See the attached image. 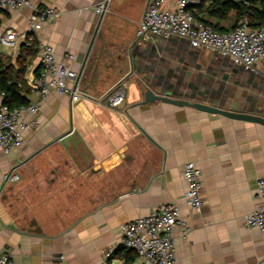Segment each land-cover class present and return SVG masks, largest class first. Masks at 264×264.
<instances>
[{"label": "crops", "instance_id": "obj_1", "mask_svg": "<svg viewBox=\"0 0 264 264\" xmlns=\"http://www.w3.org/2000/svg\"><path fill=\"white\" fill-rule=\"evenodd\" d=\"M101 1L34 2L58 14L38 39L57 61L73 56L66 65L78 80L70 88L81 97L48 95L23 145L0 153V250L14 264H141L122 247L120 226L173 204L189 228L184 240L180 228L174 229L176 264H264V234L244 225L258 205L256 180L264 178V127L190 107L142 104L149 84L155 92L178 86L198 100L259 112L264 69L245 71L184 40L138 38L151 0H106L98 25L94 8ZM212 1L197 0L189 9L194 21L219 32L234 28L239 20L233 12L225 19L205 13ZM29 14L26 8L0 10V35L24 31ZM22 46L0 45V62L11 75L18 71ZM23 66V96L35 104L37 53ZM120 82L123 104L116 110L100 105ZM2 101L0 93V106ZM189 162L201 172L198 212L184 198L182 169ZM9 174L19 180L5 183Z\"/></svg>", "mask_w": 264, "mask_h": 264}, {"label": "built area", "instance_id": "obj_2", "mask_svg": "<svg viewBox=\"0 0 264 264\" xmlns=\"http://www.w3.org/2000/svg\"><path fill=\"white\" fill-rule=\"evenodd\" d=\"M34 2L35 0H0V10H30L25 30H6L0 35V45L11 49L16 48L18 43L33 46L40 60V71L32 80L38 102L16 107L0 106V153L4 155L20 148L25 135L37 127L39 105L48 95L63 96L71 93L73 99L81 97L77 88H70L78 80L77 73L66 65L73 56L66 54L62 60L57 61L52 48L38 39V33L46 25L53 23L58 14L52 8L34 7ZM196 2L197 0H174L173 5L169 6L166 0H151L142 14L136 36L140 38L149 34L164 40H184L190 47L209 49L245 71L255 72L257 66L264 69V23L259 28L251 29L244 17L234 28L219 32L210 25L194 21L189 9ZM106 11V0L94 8L98 16H103ZM125 92V85L120 82L98 102L107 109L116 110L123 104ZM182 179L186 185V205L198 212L203 204L200 196L201 172L195 164L186 163L182 169ZM18 180L16 174L4 177L5 183H15ZM256 186L255 198L258 205L245 216L244 225L249 230L264 234V178H258ZM176 227L180 228V237L184 240L189 228L180 218L177 206L163 205L145 217L120 226L121 245L132 251L141 264H176ZM0 264H14L12 255L0 250Z\"/></svg>", "mask_w": 264, "mask_h": 264}, {"label": "trees", "instance_id": "obj_3", "mask_svg": "<svg viewBox=\"0 0 264 264\" xmlns=\"http://www.w3.org/2000/svg\"><path fill=\"white\" fill-rule=\"evenodd\" d=\"M203 10H205L208 16L214 17L215 19H225L229 12H233L236 20L246 17L250 28H259L264 23V0H214L208 7L203 8ZM201 22L210 25L204 20ZM19 52L18 71L15 75H11L10 70L6 69L4 64L0 62V93L3 96L2 104L9 107L27 104V100L23 96L24 86L19 77L24 73V63L36 53V50L33 46L27 47L23 45Z\"/></svg>", "mask_w": 264, "mask_h": 264}, {"label": "water", "instance_id": "obj_4", "mask_svg": "<svg viewBox=\"0 0 264 264\" xmlns=\"http://www.w3.org/2000/svg\"><path fill=\"white\" fill-rule=\"evenodd\" d=\"M101 19L102 16H99L98 25L100 24ZM180 88L181 87L178 86H172L171 91L164 93V92H155L151 88V85L144 84L142 104L161 102L178 107H190L195 110L205 112L208 114H216L232 120L254 123L264 127V109L259 108V112L234 111L224 108V106L221 104L219 105L214 104L213 101L211 100H206V99L198 100L194 95L189 96V95L181 94V92H179Z\"/></svg>", "mask_w": 264, "mask_h": 264}]
</instances>
